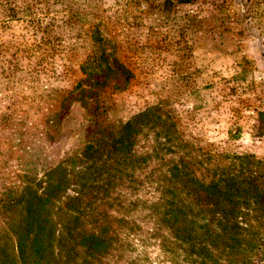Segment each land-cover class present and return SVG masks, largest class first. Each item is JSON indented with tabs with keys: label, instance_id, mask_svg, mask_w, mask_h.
Wrapping results in <instances>:
<instances>
[{
	"label": "rangeland",
	"instance_id": "374dc122",
	"mask_svg": "<svg viewBox=\"0 0 264 264\" xmlns=\"http://www.w3.org/2000/svg\"><path fill=\"white\" fill-rule=\"evenodd\" d=\"M258 161L264 0H0V264H26L30 196L47 264H226L252 199L225 219L207 192L257 186Z\"/></svg>",
	"mask_w": 264,
	"mask_h": 264
},
{
	"label": "trees",
	"instance_id": "16d2710c",
	"mask_svg": "<svg viewBox=\"0 0 264 264\" xmlns=\"http://www.w3.org/2000/svg\"><path fill=\"white\" fill-rule=\"evenodd\" d=\"M134 122L130 121L125 124L120 132V136L118 140L112 141L109 143L108 146L112 149V152H118L120 155L128 156L131 152L132 145L134 144V129H133ZM89 148H92L91 146ZM248 158V157H247ZM253 162L251 163L252 166ZM259 166V168H258ZM254 169L261 170V182L253 185L252 182L248 183V185L243 189H234L232 185L225 184L221 188L218 187L217 184L212 185V189L210 193L207 192L208 196L215 199L224 209L225 219L227 218H235L238 214H241L237 207L239 206V202L236 201L235 198L242 197L246 198L247 201L250 200L251 197L252 202V212L254 214L253 220L257 224V229L251 233V239L249 241V245L245 242H241L239 246L245 245L246 250L248 249L250 252L257 251V255L264 254V247L263 245V237H264V163L258 161L255 166H252ZM60 185L55 186L50 193L54 194V191L57 188H60ZM199 187H202L201 185ZM53 195H50L51 197ZM49 199H38L34 196H30L28 202V221L26 224L25 233H20V239H18V252H19V259L22 261H26V264H47L48 258V249L50 248L51 244L54 241V235L51 230L46 229L43 226V222H40L42 217L43 211L42 206L46 205ZM249 203V207L251 206ZM232 212V216H229ZM50 226V223H49ZM234 230H237L236 233L238 234V227L234 226ZM244 231L243 228H241ZM235 236V235H234ZM96 238V237H95ZM27 240H29V249L25 248ZM239 240L234 239L232 243H234L237 247ZM98 243V245H97ZM97 243L89 244L88 247L93 250V252H103L104 249H99L101 246L105 248L104 240L97 238ZM233 248V247H232ZM235 248V247H234ZM245 250V251H246ZM231 251V250H230ZM245 251H240V253L228 252V262L226 264H253V259L251 256ZM29 252V254H28ZM218 261V260H216ZM215 261V262H216ZM213 264V263H212ZM218 264V263H214Z\"/></svg>",
	"mask_w": 264,
	"mask_h": 264
}]
</instances>
